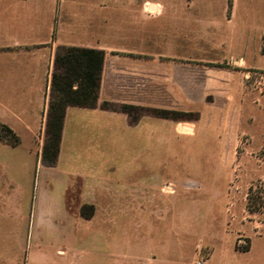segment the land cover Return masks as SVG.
I'll return each instance as SVG.
<instances>
[{
	"label": "rangeland",
	"instance_id": "1",
	"mask_svg": "<svg viewBox=\"0 0 264 264\" xmlns=\"http://www.w3.org/2000/svg\"><path fill=\"white\" fill-rule=\"evenodd\" d=\"M20 6L24 30L53 13L55 21L70 16L78 38L99 41L102 37L117 48L139 49L144 56H127L155 55L157 65L159 60L165 61L166 46L184 48L189 108H179L165 96L159 66L155 87H144L137 79L132 91L123 95L146 99L156 89V107L128 104L141 109L136 123L145 116L163 119L152 114L153 110L187 113L190 116L181 121L163 119L179 125V137L166 135L155 124L152 149L141 146L130 154L125 150L123 158L149 156L155 165L150 173L173 182L158 184V191L176 197L181 190L186 196L182 202L190 212L197 207V218L190 216L189 220L209 222V239L218 238L220 229L227 226L237 247H250L253 239L251 257L262 258L264 264V215L251 214L246 207L250 187L264 180V0H0V35L4 27L13 24L10 14L5 15L2 9L9 12ZM171 14L186 20L173 22V31L166 33L165 20L171 22ZM207 77H211L209 86L195 82ZM164 104L169 107L160 106ZM17 135L18 147L0 140V264H24L27 229L15 218V209L19 207L18 212L28 216L34 192L42 186L38 159L46 132ZM194 135L196 139L191 138ZM177 180L184 182L178 184ZM105 246L100 241L79 239L63 248L67 262L106 264L101 260L106 259ZM30 250L29 246L27 260ZM252 259L240 257L236 264H248ZM40 261L35 256L33 263Z\"/></svg>",
	"mask_w": 264,
	"mask_h": 264
},
{
	"label": "crops",
	"instance_id": "2",
	"mask_svg": "<svg viewBox=\"0 0 264 264\" xmlns=\"http://www.w3.org/2000/svg\"><path fill=\"white\" fill-rule=\"evenodd\" d=\"M62 7L63 13L65 5ZM235 9L236 5L233 19ZM22 10L21 6L9 12L2 9L5 15L10 14L13 24L3 26L5 30L0 35V120L15 133L46 132L51 79L60 47L105 52L98 107L67 108L57 164L48 167L42 162V154L37 158L41 161L42 186L34 192L28 216L18 212L19 207L15 209V218L25 223L27 229L24 264H36L35 256L41 259L37 264H75L72 260L67 262L63 245L74 244L79 239L106 245V259H101L106 264H198L200 261L236 264L240 257L252 259L253 239L245 253L237 251L236 240L227 226L223 225L218 238L209 239V222L189 220L190 216L197 218V207L190 212L182 202L186 196L181 190L176 197L158 191V184L173 182L150 173L151 165H155L149 156L123 158L125 150L130 154L132 150L142 149L141 146L143 150L152 149L155 124L166 135L178 137L179 125L151 116L132 124L126 114L100 107L104 102L156 107L154 88L153 95L146 99L123 95L132 91L137 79L144 87H155L159 66L163 71L160 84L164 86L165 96L177 107L189 108L186 104L190 99L189 71L184 48L166 46L165 61L159 60L157 65L155 55L127 56L133 53L144 56L137 52L139 49L117 48L102 37L99 41L78 38L76 23L70 16L66 20L59 16L55 21L53 13L49 19L27 25L24 30ZM171 17V22L165 20L166 33L173 31V22L183 23L182 15L171 14ZM152 35L155 36L154 32ZM206 80L198 78L195 82L208 85L211 77ZM137 85H141L140 81ZM191 138L196 139V135ZM182 182L177 180L178 184ZM84 206L93 208L90 217L82 215ZM206 249H210L209 253ZM11 260L14 263L13 256ZM248 264H263V260L252 259Z\"/></svg>",
	"mask_w": 264,
	"mask_h": 264
},
{
	"label": "trees",
	"instance_id": "3",
	"mask_svg": "<svg viewBox=\"0 0 264 264\" xmlns=\"http://www.w3.org/2000/svg\"><path fill=\"white\" fill-rule=\"evenodd\" d=\"M105 52L94 48L60 47L55 57L51 79L50 97L46 118V139L42 149L45 166L57 164L62 142V133L68 107L95 109L98 107ZM101 109L126 114L131 122L138 121L140 108L128 104L104 102ZM157 117L181 121L190 116L166 110L151 111ZM138 113V115H137ZM0 140L12 147L20 145L18 135L6 124L0 122ZM247 211L264 215V180L250 187L247 195ZM91 206L82 207L84 217H90ZM237 251L248 252L250 247H236Z\"/></svg>",
	"mask_w": 264,
	"mask_h": 264
},
{
	"label": "built area",
	"instance_id": "4",
	"mask_svg": "<svg viewBox=\"0 0 264 264\" xmlns=\"http://www.w3.org/2000/svg\"><path fill=\"white\" fill-rule=\"evenodd\" d=\"M198 264H205V262H203V261H200V262H198Z\"/></svg>",
	"mask_w": 264,
	"mask_h": 264
},
{
	"label": "bare ground",
	"instance_id": "5",
	"mask_svg": "<svg viewBox=\"0 0 264 264\" xmlns=\"http://www.w3.org/2000/svg\"><path fill=\"white\" fill-rule=\"evenodd\" d=\"M152 10H154V11H155V9H153V8H152Z\"/></svg>",
	"mask_w": 264,
	"mask_h": 264
}]
</instances>
